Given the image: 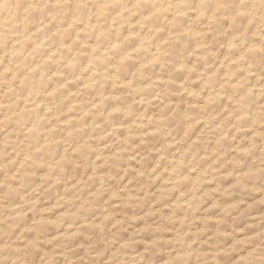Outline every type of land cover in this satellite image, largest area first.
Returning <instances> with one entry per match:
<instances>
[{"label": "rangeland", "instance_id": "rangeland-1", "mask_svg": "<svg viewBox=\"0 0 264 264\" xmlns=\"http://www.w3.org/2000/svg\"><path fill=\"white\" fill-rule=\"evenodd\" d=\"M3 1L0 264H264V0Z\"/></svg>", "mask_w": 264, "mask_h": 264}, {"label": "bare ground", "instance_id": "bare-ground-1", "mask_svg": "<svg viewBox=\"0 0 264 264\" xmlns=\"http://www.w3.org/2000/svg\"><path fill=\"white\" fill-rule=\"evenodd\" d=\"M1 1H2V0H1ZM5 1H6V0H5ZM11 1H12V0H11ZM74 1H75V0H74ZM74 1H73V2H74ZM99 1H100V0H99ZM104 1H105V0H104ZM125 1H126V0H125ZM132 1H133V0H132ZM152 1H153V0H152ZM154 1H155V0H154ZM154 1H153V2H154ZM160 1H161V0H160ZM165 1H166V0H165ZM176 1H177V0H176ZM181 1H182V0H181ZM14 2H15V1H14ZM32 2H33V1H32ZM32 2H31V3H32ZM156 2L158 3V0H157ZM167 2H168L169 4H173V1H170V0L168 1V0H167ZM177 2H178V1H177ZM179 2H180V1H179ZM179 2H178V3H179ZM198 2H199V1H198ZM210 2H211V1H210ZM3 3H4V4L7 3V6H8L9 0H8V2H6V3L3 1ZM3 3H2V4H3ZM12 3H13V2H12ZM12 3H11V4H12ZM16 3H17V2H16ZM18 3H20V2H18ZM18 3H17V4H18ZM31 3H30V4H31ZM11 4H10V6H11ZM14 4H15V3H14ZM22 4H23V3H22ZM24 4H25V3H24ZM40 4H41V3H40ZM42 4H43V3H42ZM71 4H73V3H71ZM76 4H77V3H76ZM76 4H75V5H76ZM90 4H91V3H90ZM174 4H175V3H174ZM210 4H211V3H210ZM214 4H215V3H214ZM216 4H217V3H216ZM27 5H28V4H27ZM31 5H32V4H31ZM36 5H37V4H36ZM121 5H122V4H121ZM154 5H155V4H154ZM199 5H200V4H199ZM207 5H208V4H207ZM10 6H9V7H10ZM37 6H39V5H37ZM73 6H74V5H73ZM5 7H6V6H5ZM5 7H4V8H5ZM11 7H12V6H11ZM11 7H10V8H11ZM23 7H24V5H23ZM25 7H26V6H25ZM74 7H76V6H74ZM87 7H88V6H87ZM89 7H90V6H89ZM155 7H156V5H155ZM158 7H159V6H158ZM210 7H211V6H210ZM29 8H30V7H29ZM76 8H77V7H76ZM173 8H174V7H173ZM181 8H182V6H181ZM25 9H26V8H25ZM151 9H152V7H151ZM170 9H171V8H170ZM0 10H1V9H0ZM5 10H6V9H5ZM30 10H31V9H30ZM149 10H150V9H149ZM178 10H179V9H178ZM3 11H4V10H3ZM153 11H154V10H153ZM182 11H183V10H182ZM209 11H210V10H209ZM209 11H208V12H209ZM28 12H29V11H28ZM78 12H79V11H78ZM100 12H101V11H100ZM171 12H172V11H171ZM176 12H177V11H176ZM210 12H211V11H210ZM115 13H116V12H115ZM140 13H141V12H140ZM143 13H144V12H143ZM211 13H212V12H211ZM146 14H147V13H146ZM105 15H106V14H105ZM208 15H209V14H208ZM30 16H31V15H30ZM32 16H33V15H32ZM34 17H35V16H34ZM37 17H38V16H37ZM166 17H167V16H166ZM166 17H165V18H166ZM171 17H172V16H171ZM207 17H208V16L206 15V18H207ZM83 18H84V17H83ZM141 18H142V17H141ZM230 18H231V17H230ZM151 19H152V18H151ZM169 19H170V18H169ZM209 19H210V18H209ZM31 20H32V19H31ZM160 20H162V19H160ZM206 21H207V20H206ZM209 21H210V20H209ZM217 21H218V20H217ZM86 22H87V21H86ZM142 22H143V21H142ZM164 22H165V21H164ZM1 23H2V22H1ZM1 23H0V24H1ZM154 23H155V22H154ZM211 23H212V22H211ZM3 25H4V24H3ZM150 25H151V24H150ZM216 25H217V24H216ZM4 26H5V25H4ZM6 26H7V25H6ZM73 26H74V25H73ZM152 26H153V25H152ZM176 30H177V29H176ZM176 30H175V31H176ZM86 31H88V30H86ZM94 31H95V29H94ZM100 31H101V30H100ZM101 32H103V31H101ZM95 34H96V33H95ZM99 35H100V34H99ZM90 36H91V35H90ZM21 37H22V36H21ZM19 38H20V37H19ZM17 40H18V39H17ZM19 40H20V39H19ZM136 40H137V39H136ZM194 40H195V39H194ZM195 42H197V41H194V44H195ZM180 43H181V42H180ZM11 44H12V43H11ZM20 44H21V43H20ZM21 45H22V44H21ZM175 46H176V45H175ZM99 48H100V47H99ZM22 49H23V48H22ZM147 49H148V48H147ZM12 50H13V49H12ZM65 50H66V49H65ZM88 50H89V49H88ZM10 52H11V51H10ZM148 52H149V50H148ZM11 53H12V52H11ZM9 54H10V53H9ZM138 54H139V53H138ZM145 54H146V53H145ZM154 54H155V52H154ZM171 54H172V53H171ZM90 55H91V54H90ZM90 55H89V56H90ZM100 55H101V54H100ZM150 55H151V54H150ZM145 56H146V55H145ZM156 56H157V55H156ZM103 58H104V57H103ZM72 59H73V58H72ZM147 59H149V58L147 57ZM93 61H94V60H93ZM29 62H30V61H29ZM72 62H73V61H72ZM94 62H95V61H94ZM103 66H104V65H103ZM137 66H138V65H137ZM81 67H82V66H81ZM94 67H95V66H94ZM104 67H105V66H104ZM78 68H79V67H78ZM102 68H103V67H102ZM70 69H71V67H70ZM96 69H97V68H96ZM128 69H129V68H128ZM77 70H78V69H77ZM133 70H134V69H133ZM91 71H92V69H91ZM131 71H132V70H131ZM35 76H36V75H35ZM100 77H101V76H100ZM3 78H4V77H3ZM34 78H35V77H34ZM93 78H94V77H93ZM31 79H32V78H30V80H31ZM52 79H53V78H52ZM37 80H38V79H37ZM57 80H58V79H57ZM26 81H27V79H26ZM33 82H34V81H33ZM33 82H32V83H33ZM11 85H12V84H11ZM38 85H39V84H38ZM28 86H30V85H28ZM44 86H45V85H44ZM31 87H34V86H31ZM31 87H30V88H31ZM39 87H40V86H39ZM27 88H28V87H27ZM32 89H33V88H32ZM35 89H36V88H35ZM26 91H27V90H26ZM11 93H12V92H11ZM15 94H16V93H15ZM30 94H31V92H30ZM101 99H102V98H101ZM24 102H25V101H24ZM22 105H23V104H22ZM15 106H16V105H15ZM15 106H14V107H15ZM25 107H26V106H25ZM45 108H46V107H45ZM1 109H2V108H1ZM16 110H17V109H16ZM2 112H3V111H2ZM11 112H12V111H11ZM39 112H40V111H39ZM9 113H10V112H9ZM9 113H8V114H9ZM18 114H19V113H18ZM38 114H39V113H38ZM6 115H7V114H6ZM38 116H39V115H38ZM21 118H22V116H21ZM21 118H20V119H21ZM27 118H28V117H27ZM39 118H40V117H39ZM29 119H30V118H29ZM16 120H17V119H16ZM26 125H27V124H26ZM22 126H23V125H22ZM24 126H25V125H24ZM16 128H17V127H16ZM25 128H26V127H25ZM41 130H42V129H41ZM41 130H40V131H41ZM31 136H32V135H31ZM46 137H47V136H46ZM38 140H39V139H38ZM37 145H38V144H37ZM78 149H79V148H78ZM44 150H45V149H44ZM72 150H73V149H72ZM41 152H42V151H41ZM51 152H52V151H51ZM33 153H34V152H33ZM41 154H42V153H41ZM44 154H45V153H44ZM44 154H43V155H44ZM80 155H81V154H80ZM33 156H34V155H33ZM38 157H39V156H38ZM49 157H50V156H49ZM36 159H37V158H36ZM49 160H50V159H49ZM54 160H55V159H54ZM70 160H71V159H70ZM43 162H44V161H43ZM45 162H46V161H45ZM51 162H52V161H51ZM31 163H32V162H31ZM50 164H51V163H50ZM47 172H48V171H47ZM18 197H19V196H18ZM15 212H16V211H15ZM7 213H8V212H7ZM8 214H9V213H8ZM8 214H7V215H8ZM11 215H12V214H11ZM2 219H3V218H2ZM33 219H34V218H33ZM22 229H23V228H22ZM18 247H19V246H18Z\"/></svg>", "mask_w": 264, "mask_h": 264}]
</instances>
